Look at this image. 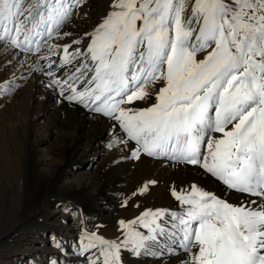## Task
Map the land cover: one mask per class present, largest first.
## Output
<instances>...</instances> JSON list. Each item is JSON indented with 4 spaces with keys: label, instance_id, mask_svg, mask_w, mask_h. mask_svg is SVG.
<instances>
[{
    "label": "snow or ice",
    "instance_id": "1",
    "mask_svg": "<svg viewBox=\"0 0 264 264\" xmlns=\"http://www.w3.org/2000/svg\"><path fill=\"white\" fill-rule=\"evenodd\" d=\"M81 6L0 0V45L44 61L46 86L112 121L131 159L196 166L241 201L170 187L179 211L121 220L117 240L85 233L91 264H126L125 253L264 264V0H112L83 48L54 43L72 35L62 28Z\"/></svg>",
    "mask_w": 264,
    "mask_h": 264
},
{
    "label": "bare ground",
    "instance_id": "2",
    "mask_svg": "<svg viewBox=\"0 0 264 264\" xmlns=\"http://www.w3.org/2000/svg\"><path fill=\"white\" fill-rule=\"evenodd\" d=\"M106 3L111 5L112 0H94L84 5L76 20L63 26V33L72 35L53 42L66 45L81 39L83 44L80 47L83 48L88 42L85 34L91 33L111 11V8H104ZM40 63L45 62L39 61L35 55L27 58L23 54L14 55L10 48L5 51L4 46L0 45V68L5 65L10 68L6 82L15 85L28 78L29 97L32 93L34 98L39 94L44 96V108L40 110L42 116L45 114V107L48 109L53 103L60 101L66 106L73 107L77 119L55 120L54 124L59 125L61 129H59V138H54L59 140V150L51 147L48 151H44L43 146L52 134L48 130L44 136L37 137L35 143H31L30 137L36 127L32 125L30 115H26L27 112L25 115H7L1 119L0 247H5L10 242L17 243L27 231L33 230L35 235L30 241L25 240L26 246L38 248L37 245H40L43 251L46 246L51 245L53 251L48 252V249L44 254L41 252L38 257H31L28 264H42L46 259L58 264V250H61L62 264H86L87 260L91 264L97 252L95 248L91 249L93 253L90 252L91 255H87L85 261L80 259L86 251L84 245L88 243V241L82 242L84 240L83 233L81 234L82 227L89 228L93 232L97 229L98 234H94L104 239L117 240L122 237V231L119 229L121 220L132 221L145 210L179 211L178 202L171 195L170 187L180 189L195 184L233 204L241 202L238 199L239 193L226 191L221 183L196 166L177 165L146 156H142L140 160L131 159L126 150L114 144L116 129L112 127L113 122L91 113L82 106L67 102L59 96L58 90L54 91L47 87L49 77L37 70ZM1 86H4V83ZM138 103L142 107L149 106L143 102ZM30 107L31 105L27 110H30ZM82 129H87L86 136L80 134ZM82 137L86 139L84 144L81 146L78 143L75 147L79 156L64 161L66 151L68 149L73 151L72 144L66 145V142L70 139L72 143H77ZM44 156L52 160L49 170L41 168L45 161ZM97 156H103V162L97 169H91L92 162ZM58 157L61 160L58 161ZM72 167L77 171L75 175L79 176L77 189H74L69 181V170ZM153 180L157 183L141 194L142 186ZM52 208H55V212L59 208L67 210L71 217L77 213L81 214L84 219L74 218L71 225H65L66 221H64L59 230L54 226L48 227L49 232H47L51 233V240H47L46 230L34 228L38 223L45 224L55 219L56 215ZM88 214L97 215L98 221H88L86 219ZM63 228V234H67L66 236L61 234ZM69 228H71L70 233H68ZM70 243L75 244L74 249L73 246L69 247ZM69 250L72 253L65 257ZM2 252L0 251V262L12 263L9 257H2ZM35 258L40 262L35 263ZM22 259L17 260L18 264ZM124 259L126 264H179L177 257L168 256L136 258L129 257L125 253Z\"/></svg>",
    "mask_w": 264,
    "mask_h": 264
},
{
    "label": "rangeland",
    "instance_id": "3",
    "mask_svg": "<svg viewBox=\"0 0 264 264\" xmlns=\"http://www.w3.org/2000/svg\"><path fill=\"white\" fill-rule=\"evenodd\" d=\"M94 0H82V6L81 7H76L74 14L70 17V19L65 23V24H69L71 21L76 20V18L78 17V15L80 14V12H82V8L84 7V5L86 6L89 2H92ZM75 2V0H74ZM107 2V1H105ZM103 2V3H105ZM109 3V1H108ZM107 6V7H106ZM104 8H110V5L106 3V5L104 4ZM77 16V17H76ZM66 27V25H65ZM63 28H62V32H63ZM8 66H3L0 68V121H2L1 119L7 117V115H30V119L31 122L33 123L32 125H35L36 128L33 129V134L30 137V141L31 143H35L37 137H42L45 135L46 131L49 130V133L52 134L50 135L48 142L46 141V143H44L43 146V150L44 151H48L51 147L56 148L55 150H59V140L54 139L59 138V129L60 126L59 125H55V120L58 118L67 121L69 118L71 119H77L75 117L76 113L73 110V107L71 106H66L64 103H61L60 101L57 103H53V106H50L48 109L45 107V114L42 116L40 114V110H42L44 108V96L43 94H39L37 95L35 98L33 97L34 94L32 93L29 97L28 95V91H29V87H28V83H29V79L26 78V80L24 79L22 82L13 85L12 83L6 82L8 79V70H10V68L8 69ZM60 73H58L59 75ZM7 77V78H6ZM6 82V83H5ZM4 83V86H1ZM8 84V85H7ZM2 88V89H1ZM4 89V90H3ZM29 105H31L30 110L29 109ZM15 112V113H14ZM70 113V114H69ZM3 116V117H2ZM42 118L43 120H39ZM5 121V119L3 120ZM53 123V124H52ZM1 124V123H0ZM89 125V124H88ZM91 126V124H90ZM61 130V129H60ZM93 130V129H92ZM94 131V130H93ZM93 133V132H92ZM96 133V132H94ZM83 136H86L88 134L87 129L81 131L80 133ZM47 140V139H46ZM85 137L81 138V141H78L77 143H72L71 140L69 139L66 142V145H71L73 148V151L71 152V149H68L65 153V160H70L74 157H78L79 156V152L77 150H75L76 144L78 145L81 144V146L84 144L85 142ZM2 141V138H0V142ZM69 142V143H68ZM57 145V146H56ZM46 148V149H45ZM77 152V153H76ZM71 153V154H70ZM77 154V155H75ZM104 157L103 156H97L96 159L92 162L91 165V169H97L99 167V164L101 162H103ZM44 163L42 165V169H46L49 170L50 167L49 165L51 164V161L49 158H46L44 156ZM57 160H61L59 157L57 158ZM90 160V159H89ZM70 174H69V181L71 182V185L73 186L74 189H77V180L79 179V176H76L75 173H77V171L75 169H73V167L69 170ZM53 211L55 208H52ZM100 209H102V206L100 207ZM67 211V210H66ZM64 211V209L59 208L57 210V212H55V219L49 223H38L37 225H35L34 229L37 230H46V232L48 231V227H52L53 226L55 228H57V230H59L61 227V223H64V221H66L65 225H71V221L75 218H80L81 220L84 219V217L78 213L75 214L74 216L71 217V214ZM65 219V220H64ZM86 219L90 222H95L98 221L97 215L95 214H88ZM103 222V221H101ZM64 225V224H63ZM46 226V227H45ZM46 228V229H45ZM66 228V227H65ZM84 230H83V229ZM81 228V234L83 233V239H84V235L85 233L87 234H98V230L95 229L94 232L89 229V228ZM71 228H69L68 233H70ZM35 232V231H34ZM32 231H27V233H25L20 240L17 241V243L15 242H10L7 243L5 247H0V251L2 252V257H9V261H11L12 263L10 264H18L19 262H17L18 259H22V257H25L21 261L20 264H28V262L33 258V257H38L40 255V253L42 252L43 254L45 253V250L49 251L48 252H52L53 248L51 245L46 246L47 248H45V250L42 251L40 245H37L38 248H34V247H27L26 246V241H30L32 239V236L34 237L35 233ZM49 232V231H48ZM46 234L47 236V240H51V233ZM30 233V234H29ZM64 233V228L62 229V235L66 236L67 234H63ZM70 235V234H68ZM82 242L87 243L86 240H82ZM73 249L75 248V244L70 243L69 247H72ZM52 248V249H51ZM3 249V250H2ZM90 252H92L91 250H86L83 253V257H81L80 259L85 261L87 255H91L89 254ZM72 253V251H67L65 257H67V255H70ZM93 253V252H92ZM61 254V250H58L57 252V262L58 264H62V255ZM16 256V257H15ZM32 257V258H31ZM85 257V258H84ZM16 260V261H15ZM24 260H26V262H23ZM40 262L35 258V263ZM86 264H90V261H85ZM0 264H2L0 262ZM42 264H53L51 262V260L46 259L44 261H42ZM57 264V263H55Z\"/></svg>",
    "mask_w": 264,
    "mask_h": 264
}]
</instances>
